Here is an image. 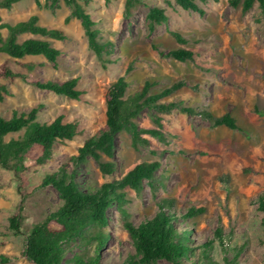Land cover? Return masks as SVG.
I'll use <instances>...</instances> for the list:
<instances>
[{
  "label": "rangeland",
  "instance_id": "obj_1",
  "mask_svg": "<svg viewBox=\"0 0 264 264\" xmlns=\"http://www.w3.org/2000/svg\"><path fill=\"white\" fill-rule=\"evenodd\" d=\"M39 2L43 6L44 1ZM123 3L124 0L81 3L97 22L101 40L114 45L113 54L103 57L105 68L88 47L80 22L70 19L65 24L70 11L62 0L54 12L39 9L31 1L16 3L10 10L0 9L3 24H15L35 14L40 26L61 30L66 40L52 41L62 52L58 69L45 67L34 75L43 80L77 78V89L84 93L81 101H74L36 90L19 80L4 82L10 96L0 104V116L7 119L13 110L38 106L40 121L50 123L62 116L64 122L78 124L79 134L72 141L57 142L54 155L44 165L26 161L25 187L20 186L13 172L0 168V256L8 258L7 263L0 264H31L22 255L27 228L61 206L52 187L38 189L45 175L63 165L82 188H98L121 179L138 164L151 162L160 164L152 185L144 181L139 195L124 189L129 220L139 224L152 218L160 210L159 205L170 200L173 207L168 213L175 217L172 227L188 247V253L176 263L158 260L154 264H224V257L236 264H264L263 215L257 211V199L264 191V15L257 4L242 14L228 0L197 1L202 15L183 11L172 0H142L134 17L125 20ZM152 6L165 7L168 22L149 35L145 15ZM170 32L178 33L186 44H179ZM1 34L5 37L6 30ZM29 37L22 35L19 42ZM180 47L193 53L192 61L181 63L158 54ZM6 58L0 55V63ZM128 67L131 71L126 75V97L139 91L145 81L156 84L154 93L181 82L184 86L161 102L206 109L215 117L229 113L239 131L211 128L199 117H189L179 110L161 115L144 110L135 120L138 128H155L152 119L159 116L164 142L142 135L147 143L134 147L129 133H119L113 157H102L103 162L114 165L111 175H103L90 157L82 163H71L70 158L77 155L83 141L103 127L105 92L125 75ZM13 69L20 70L15 66ZM22 196L23 225L21 234L14 236L8 230V219L16 212ZM190 207L202 208L204 213L194 219V224H185L181 214ZM103 231L107 241L98 252L102 264H122L128 255H135L133 240L114 207L109 209L108 226ZM207 245L212 246L210 261H203L201 252ZM95 248V241L87 246L71 243L62 264H74V256L92 257Z\"/></svg>",
  "mask_w": 264,
  "mask_h": 264
},
{
  "label": "trees",
  "instance_id": "obj_2",
  "mask_svg": "<svg viewBox=\"0 0 264 264\" xmlns=\"http://www.w3.org/2000/svg\"><path fill=\"white\" fill-rule=\"evenodd\" d=\"M21 1H33L37 8H44L50 12L59 9L61 0H43V6L39 0H0V9L10 10L12 6ZM70 13L64 22L70 19L80 22L84 35L87 38L88 47L102 60L103 57L113 54L114 45L111 41H102L97 22L87 13L84 5L89 0H62ZM107 1V0H106ZM176 7L183 11L203 14L197 1L206 0H172ZM83 3V4H81ZM232 8H239L242 14L249 12L255 4L264 15V0H228ZM142 0H124L122 17L130 20L134 17ZM168 22L166 8L152 6L145 15L147 33L153 34L156 29ZM6 30L3 37L1 30ZM22 35L31 37L19 42ZM170 35L181 45L186 41L180 35L170 32ZM66 37L61 30L49 29L39 25V17L31 15L24 21L15 24H3L0 16V55L7 58L0 63V104L10 96L8 87L4 82L13 83L15 80L39 91L50 92L54 95L69 100L81 101L84 93L77 89L78 79L43 80L34 75V72L45 67L56 71L59 67V58L62 52L52 45V41H65ZM264 40V35H263ZM161 57L171 58L185 63L192 61L193 53L185 48H176L168 53H158ZM42 57L44 62L25 61L26 58ZM19 68V71L13 69ZM131 71L128 67L125 75L112 82L105 92V123L95 135L86 138L77 149V155L70 158L73 164L85 162L87 158L94 159L103 175H111L114 165L111 162H103L102 157L111 159L114 155L115 138L125 131L130 134L132 145L137 147L139 143H147L142 135L155 137L164 142L162 133V120L154 116L152 122L155 128L139 129L135 120L144 111H153L159 115L169 114L179 110L189 117L197 116L207 122L211 128H226L238 130V124L229 113L221 117H215L210 111L196 110L183 107L180 103H163L161 100L172 96L179 91L184 84L175 83L159 92H152L156 86L154 82L145 81L142 88L126 97L129 84L126 75ZM38 106L26 111L13 110L10 118L0 116V168L13 172L20 181V186L27 185L25 162L29 161L36 166H42L54 155V146L57 142L72 141L78 136V124L76 122H64L62 116L56 117L52 122H42L38 119ZM20 134L17 138L7 137ZM160 168L158 162L141 163L127 172L121 179L111 183L102 184L98 188H82L79 186L73 173H68L66 166H61L56 172L45 175L38 189L52 187L58 194L62 204L55 211L47 214L40 222L32 224L25 233L23 257L31 264H62L66 256L67 247L73 244L89 245L96 242V254L92 257L74 256V264H102L99 250L107 241L104 229L108 226V212L114 207L123 219V227L129 233L135 247V255L127 256L122 264H154L158 260L171 263L185 256L188 247L184 245L183 236L173 229L175 217L168 213L173 207L172 201H164L159 205L160 210L149 219L139 224L130 222L125 209L128 203L124 189L129 188L136 194L143 190L146 181L150 186L155 180L156 172ZM23 202L21 197L16 212L8 219V230L14 235L21 234L23 225ZM257 211L263 215L264 227V191L257 199ZM204 209L190 207L181 214V221L185 224H194V219L201 216ZM89 233V231H91ZM90 236H88L89 234ZM222 243L220 237L217 238ZM212 246L203 247L201 258L210 261L209 252ZM225 250H223V253ZM224 264H236L223 258ZM8 258L0 256V263H7Z\"/></svg>",
  "mask_w": 264,
  "mask_h": 264
},
{
  "label": "crops",
  "instance_id": "obj_3",
  "mask_svg": "<svg viewBox=\"0 0 264 264\" xmlns=\"http://www.w3.org/2000/svg\"><path fill=\"white\" fill-rule=\"evenodd\" d=\"M31 2H33V1H31ZM35 15V14H34ZM34 58V57H33Z\"/></svg>",
  "mask_w": 264,
  "mask_h": 264
}]
</instances>
